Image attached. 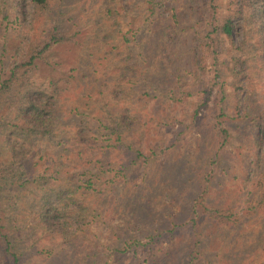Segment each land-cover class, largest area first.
<instances>
[{"label":"trees","instance_id":"obj_1","mask_svg":"<svg viewBox=\"0 0 264 264\" xmlns=\"http://www.w3.org/2000/svg\"><path fill=\"white\" fill-rule=\"evenodd\" d=\"M130 1L13 0L10 7L22 28L13 43L7 39L0 46V221L6 205L8 231L15 214L51 242L75 238L105 214L108 199L125 185L129 170L144 167L157 176L151 174L156 153L135 143L148 133L133 125L137 107L146 104L153 88L143 78L152 72L145 69L140 49V32L149 28L142 24L132 30L133 23L127 24ZM186 1L193 12L210 9L214 41L232 44L239 30L254 39L248 44L242 38L241 50L243 56L258 52L264 103V0ZM217 3L225 6L218 18ZM151 5L152 0H142L137 9L145 15ZM68 93L76 104L63 112ZM245 97L235 99L236 110L245 112ZM258 129L239 189L229 191L213 211L217 229L208 242L214 243L218 264H264L263 119ZM219 134L225 140L226 131ZM112 150L118 161L105 160ZM192 233L189 227L180 255L166 264H191L200 243L195 233L191 240ZM0 242V260L26 261L21 244L2 226Z\"/></svg>","mask_w":264,"mask_h":264},{"label":"rangeland","instance_id":"obj_2","mask_svg":"<svg viewBox=\"0 0 264 264\" xmlns=\"http://www.w3.org/2000/svg\"><path fill=\"white\" fill-rule=\"evenodd\" d=\"M140 1L129 2L127 24L133 23L132 30L142 24L149 28L140 32V49L145 69L152 72L143 78L153 89L146 104L137 107L133 125L148 129L146 139L135 143L156 153L149 162L151 174L157 176L151 177L144 167L129 170L125 185L108 199L105 214L69 240L55 237L51 242L15 214L8 231L11 213L3 205L0 226L21 244L26 256L22 264H166L180 255L189 227L200 242L191 264H218L214 243L208 242L217 229L213 211L229 191L239 189L245 166L253 159L254 131L264 120L258 52L242 55V38L248 44L254 39L240 30L233 32L232 44L214 41L209 8L193 12L186 0H152L151 12L142 15L137 9ZM12 3L0 0V46L7 39L13 43L22 28ZM224 9L217 3V18ZM26 14L29 20V9ZM32 27L38 28V20ZM167 34L172 38L169 43ZM245 57L247 61L241 62ZM74 97L68 93L62 101L63 112L76 104ZM238 97L246 98L245 112L235 109ZM221 130L227 133L225 140L223 134L220 138ZM204 147H208L206 154ZM105 160L119 157L112 150ZM130 211L136 216H130ZM28 245L33 246L30 252Z\"/></svg>","mask_w":264,"mask_h":264}]
</instances>
